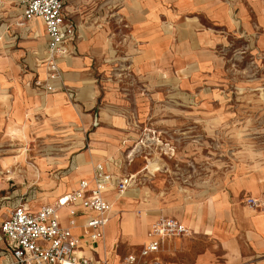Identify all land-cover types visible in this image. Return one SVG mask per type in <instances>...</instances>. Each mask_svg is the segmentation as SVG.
I'll return each instance as SVG.
<instances>
[{
  "label": "crops",
  "instance_id": "obj_1",
  "mask_svg": "<svg viewBox=\"0 0 264 264\" xmlns=\"http://www.w3.org/2000/svg\"><path fill=\"white\" fill-rule=\"evenodd\" d=\"M14 1L21 13L18 0ZM98 2L107 24L96 33L84 32L82 40L77 23L67 16L75 23L76 36L69 43L71 55L59 59L64 83L60 90L48 92L32 85L35 77L46 76L45 68L36 64V58L43 55L48 45L42 19L27 21L24 32L13 38L15 41L24 36L36 38L44 33L41 48L23 56L22 63H19L23 53L20 49L10 56H0V140L8 139L11 131L36 129L40 139H58L63 148L58 157L32 158L41 169L38 180L47 189L48 198L37 199L34 190L33 202L15 199L5 207L8 212L0 210V225L19 203L37 210L74 190L81 179L92 178L98 163L114 179L125 174L144 173L145 177L166 174L160 155L167 156L166 144L174 146L156 134L164 127H155L153 116L180 114L183 110L177 107L171 112L175 107L164 103L157 106L155 100L168 99L186 89L190 98L202 99L205 96L202 88L207 84L232 78L226 70L228 52L233 56L229 61L235 65L236 57L264 58V0ZM112 34L113 42L109 38ZM166 121L162 126L179 127L169 119ZM140 139L146 140L147 145H138L132 160H128V153ZM157 139L162 143L156 142ZM9 159L10 163H23L26 176L36 179L23 154L0 158V167L5 169L4 162ZM137 160L140 168L132 170L130 167ZM68 165L59 181L46 176L50 168L57 170ZM6 187V181L0 178V194ZM129 189L121 195L113 184L107 188L105 194L112 202L109 222L99 241L91 244L83 237L86 255L119 263L122 257L114 252L118 241L125 249L141 243L142 248L156 219L153 216L145 218V223L137 222L134 211L138 190ZM150 190L146 186L141 195L149 194ZM242 192L263 205L252 208L230 200L232 194ZM122 199L124 203L120 206L118 201ZM164 214L178 218L190 235L202 234L206 243L198 253L200 248L190 245L188 233L171 238L166 243L174 255H162L161 264H264V154L233 172L227 196L219 198L212 194L203 207L188 202L183 204L182 211L167 209ZM75 232L83 235L80 228ZM5 247V240L0 237V264H9L1 253ZM164 251L168 252L165 248Z\"/></svg>",
  "mask_w": 264,
  "mask_h": 264
},
{
  "label": "rangeland",
  "instance_id": "obj_2",
  "mask_svg": "<svg viewBox=\"0 0 264 264\" xmlns=\"http://www.w3.org/2000/svg\"><path fill=\"white\" fill-rule=\"evenodd\" d=\"M65 4V13L67 12V16L79 27L80 40L85 38L84 32L96 33L107 24H104L105 20L99 12L98 0H65ZM17 7L14 0H0V56H10L20 49L23 53L19 63H22L23 56L44 45L45 34L41 33L36 38L19 37L15 41L14 36L24 32V27L29 23L24 20ZM20 23L23 25H19ZM42 29L44 31L43 26ZM109 38L112 42L115 40L113 34ZM226 56V70L232 78H221L218 82L207 84L202 88L205 94L202 99L190 98L186 89L176 92L168 99L155 100L157 106L164 103L175 107L171 112L176 111L178 107L183 113L153 116L155 127H164L156 134L174 146L175 155L171 158L168 155H160L162 165L167 169L166 174L157 173L154 177H145L144 173L136 175V181L129 190H138L134 211L137 222L145 223L147 217L155 216V220L168 216L164 214L167 209L182 211L183 204L188 202L203 207L209 202L212 194L219 198L227 196L233 172L264 154V58L236 57L233 60L235 65L229 61L233 57L232 53L228 52ZM167 119L177 123L179 127L162 126ZM33 122L34 119L31 118V123ZM9 136L3 142L0 140V158L23 154L26 164L34 170L36 179L26 176L23 163H10V159L4 162L5 169L0 167V178L6 181L7 187L0 194V210L7 212L5 207H9L15 199L22 198L23 202H33L35 198L31 194L34 190L37 191V199L48 198L47 189L43 187L42 181L38 180L42 175L41 169L32 158L58 157L63 151L60 140L40 139L36 129L11 131ZM139 162L137 160L130 168L139 169ZM35 167L40 169V173L36 172ZM68 169L69 165L68 168L57 170L52 167L46 176L59 181ZM12 172L14 174L10 176ZM62 186L61 183L60 192L63 190ZM146 186L151 188L149 194L141 195ZM56 199L48 204L55 203ZM230 200L249 207L245 192L232 194ZM123 203V199L118 201L120 206ZM121 216L123 217V214ZM115 226L117 229L120 227L117 220ZM138 233H142V227L138 228ZM187 238L192 247L200 248L198 253L204 249L206 240L202 234H189ZM196 241L198 243L195 244ZM141 244L129 245L125 249L118 241L114 252L123 258L130 252H139ZM164 248L168 252H165ZM169 250L165 243L152 259L158 257L161 262L162 255H174Z\"/></svg>",
  "mask_w": 264,
  "mask_h": 264
},
{
  "label": "built area",
  "instance_id": "obj_3",
  "mask_svg": "<svg viewBox=\"0 0 264 264\" xmlns=\"http://www.w3.org/2000/svg\"><path fill=\"white\" fill-rule=\"evenodd\" d=\"M18 3L24 20L42 19L48 35L47 48L36 58L37 67H44L46 76L35 77L32 85L48 92L60 90L64 83L59 59L71 55L69 43L76 36L75 23L65 13V2L18 0ZM156 142L162 143V140ZM146 143L140 139L128 153V160H132L138 145L146 146ZM166 145L165 154L172 156L174 147ZM136 178L135 174H125L114 179L103 164L98 163L91 179H81L77 188L60 196L55 203L41 205L37 210L24 203L17 204L0 225V237L6 242L1 253L9 264H161L158 257L152 259V256L169 239L188 233L187 227L175 217L157 218L140 251L127 254L119 263L95 260L83 252V237L91 244L104 237L112 210V202L105 194L107 188L113 184L116 192L123 195ZM246 203L252 208L263 205L252 196L246 197ZM76 228H80L84 236L77 234Z\"/></svg>",
  "mask_w": 264,
  "mask_h": 264
},
{
  "label": "bare ground",
  "instance_id": "obj_4",
  "mask_svg": "<svg viewBox=\"0 0 264 264\" xmlns=\"http://www.w3.org/2000/svg\"><path fill=\"white\" fill-rule=\"evenodd\" d=\"M25 149H27L26 147H25ZM36 168V172L37 173H40V170L37 168V167H35ZM8 170V169H7ZM8 171H10V170H8ZM13 174H14V172H12L11 174H9L10 176H13Z\"/></svg>",
  "mask_w": 264,
  "mask_h": 264
}]
</instances>
